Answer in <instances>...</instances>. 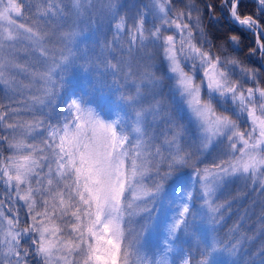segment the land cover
<instances>
[{"label":"snow or ice","instance_id":"snow-or-ice-1","mask_svg":"<svg viewBox=\"0 0 264 264\" xmlns=\"http://www.w3.org/2000/svg\"><path fill=\"white\" fill-rule=\"evenodd\" d=\"M124 8L0 0V264H264V0Z\"/></svg>","mask_w":264,"mask_h":264},{"label":"trees","instance_id":"trees-1","mask_svg":"<svg viewBox=\"0 0 264 264\" xmlns=\"http://www.w3.org/2000/svg\"><path fill=\"white\" fill-rule=\"evenodd\" d=\"M248 2L249 0H244L246 5ZM92 47H94V45ZM85 50V59L77 60L73 68L69 71V77L72 84L78 89L85 88L86 91L97 88L96 95L105 97L112 102L115 101L118 94H114L110 92L107 87L102 86L105 79V77L102 76V72L104 71L102 65L93 63L95 55L92 51L88 50L87 46ZM95 52H99V48H95ZM108 79L110 81V78ZM184 175L185 178H187L188 172L185 171ZM196 243L197 238L193 237V246H195Z\"/></svg>","mask_w":264,"mask_h":264},{"label":"rangeland","instance_id":"rangeland-1","mask_svg":"<svg viewBox=\"0 0 264 264\" xmlns=\"http://www.w3.org/2000/svg\"><path fill=\"white\" fill-rule=\"evenodd\" d=\"M142 2V0H119V3L124 5L125 8L123 10H126L128 11L129 13L135 11L136 9V6L138 4H140ZM122 10V11H123ZM81 29L83 30L85 36L89 37L90 39H94L95 35H97L98 33H95V32H92V31H89V26L85 23L83 25L80 26ZM95 28V25H93V29ZM102 29L103 30H106L107 29V25L104 24L102 25ZM111 34H109L110 36ZM86 45L84 43H81L80 44V55L81 56H85L86 55ZM82 68V67H81ZM82 90H84L85 92H88V93H91L93 99L99 103L101 106H112L113 102L108 100L107 98L105 97H102V96H98L96 95V91H97V88H94L93 90H90V91H86L85 88H82ZM187 172V171H186ZM234 259V257H230L227 253H224V254H221L217 257V261H216V264H230V261Z\"/></svg>","mask_w":264,"mask_h":264}]
</instances>
